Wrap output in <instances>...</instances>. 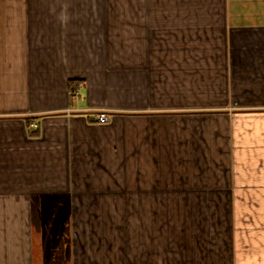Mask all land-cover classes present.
Masks as SVG:
<instances>
[{"label":"crops","instance_id":"obj_1","mask_svg":"<svg viewBox=\"0 0 264 264\" xmlns=\"http://www.w3.org/2000/svg\"><path fill=\"white\" fill-rule=\"evenodd\" d=\"M121 243L264 264V0H0V264Z\"/></svg>","mask_w":264,"mask_h":264},{"label":"rangeland","instance_id":"obj_2","mask_svg":"<svg viewBox=\"0 0 264 264\" xmlns=\"http://www.w3.org/2000/svg\"><path fill=\"white\" fill-rule=\"evenodd\" d=\"M204 40L203 38H201V42L200 43H203ZM207 43V42H205ZM131 215V214H130ZM136 217L139 216V214H134ZM154 215V214H153ZM223 215V214H222ZM79 216V214H78ZM128 217H129V214H126V213H118V214H88V220H100V221H105V222H109L110 220L112 221H118L120 223V236L118 237V239L121 240V242L125 239V230L123 227H126V224H127V220H128ZM112 250H114L115 248L119 247V249L121 251H119V256L120 257V264H128V262H126V260L124 259V253L126 251V245L125 244H122L120 246H112V245H109ZM139 246H137L138 248ZM98 248H103L102 246H97V245H94V244H91L90 243V240H89V250L90 252H96L98 250ZM105 248V246H104ZM106 252V251H105ZM117 252V251H116ZM113 264H116V262H113ZM56 264V263H54Z\"/></svg>","mask_w":264,"mask_h":264},{"label":"built area","instance_id":"obj_3","mask_svg":"<svg viewBox=\"0 0 264 264\" xmlns=\"http://www.w3.org/2000/svg\"><path fill=\"white\" fill-rule=\"evenodd\" d=\"M92 120L98 123H104L111 119L109 112L105 109H100L91 112ZM35 126V124H33Z\"/></svg>","mask_w":264,"mask_h":264},{"label":"trees","instance_id":"obj_4","mask_svg":"<svg viewBox=\"0 0 264 264\" xmlns=\"http://www.w3.org/2000/svg\"><path fill=\"white\" fill-rule=\"evenodd\" d=\"M78 81L76 79L69 80V91L73 92V90L77 87Z\"/></svg>","mask_w":264,"mask_h":264}]
</instances>
